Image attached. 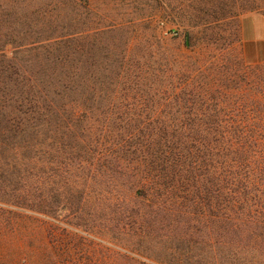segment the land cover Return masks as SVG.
<instances>
[{
  "label": "trees",
  "instance_id": "obj_1",
  "mask_svg": "<svg viewBox=\"0 0 264 264\" xmlns=\"http://www.w3.org/2000/svg\"><path fill=\"white\" fill-rule=\"evenodd\" d=\"M64 37L53 40L60 45ZM169 61L182 73L156 80L145 60L141 68L127 58L105 60L87 72L80 59L36 58L24 66L18 58H0V226L12 223L13 214L53 220L60 208L40 190L54 178L67 212L59 232L82 228L103 240L118 228L132 240L130 253L144 250L152 264H193L206 204L210 226H203L211 231L213 260L244 264L240 257L260 239L264 223L236 220L240 191L256 187L255 180L239 177L264 159V125L114 124L89 115L97 106L114 110L129 101L144 109L160 81L165 102L189 108L158 114L192 118V58ZM202 185L210 201L199 195ZM50 226L49 235L56 233Z\"/></svg>",
  "mask_w": 264,
  "mask_h": 264
},
{
  "label": "rangeland",
  "instance_id": "obj_2",
  "mask_svg": "<svg viewBox=\"0 0 264 264\" xmlns=\"http://www.w3.org/2000/svg\"><path fill=\"white\" fill-rule=\"evenodd\" d=\"M0 1V58H18L24 66L36 58H71L80 59L89 72L94 64L127 58L138 68L145 60L147 75L157 80L162 73H182L166 60L192 58V118L158 114L169 109L185 112L189 105L165 102L161 94L164 82L156 81L154 88L159 83L160 90L143 105L144 109L130 101L114 106V110L97 106L89 115L99 121L264 125V40L249 41L256 33L264 35V0H88V4L78 0ZM60 35L66 40L56 45L53 39ZM150 60L153 63L149 64ZM259 162L256 169L239 177L255 180L256 187L240 191L244 197L237 209V221L264 223V159ZM56 181L52 178L48 190H40V194H48L52 208H60L53 220L39 215L30 220L13 214L8 216L12 223L0 226V264L153 263L144 250L130 253L126 244L132 240L118 228L103 240L86 236L82 228L68 233L57 231L67 212L61 209L64 201H60ZM208 190L202 185L199 191L206 202L210 201ZM209 210L205 204L204 219L194 237L193 264H224L213 260V239L206 229L210 226ZM49 224L56 233L49 235ZM247 250L240 257L244 264H264V228L260 239Z\"/></svg>",
  "mask_w": 264,
  "mask_h": 264
},
{
  "label": "crops",
  "instance_id": "obj_3",
  "mask_svg": "<svg viewBox=\"0 0 264 264\" xmlns=\"http://www.w3.org/2000/svg\"><path fill=\"white\" fill-rule=\"evenodd\" d=\"M264 35L262 33H256V35L251 36L249 39L250 42L263 41Z\"/></svg>",
  "mask_w": 264,
  "mask_h": 264
}]
</instances>
